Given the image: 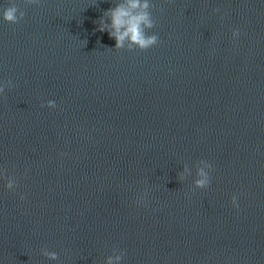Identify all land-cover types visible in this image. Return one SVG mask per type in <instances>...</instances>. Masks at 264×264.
<instances>
[{"label": "water", "instance_id": "1", "mask_svg": "<svg viewBox=\"0 0 264 264\" xmlns=\"http://www.w3.org/2000/svg\"><path fill=\"white\" fill-rule=\"evenodd\" d=\"M6 2L0 264H264V0H151L143 52L96 30L114 0Z\"/></svg>", "mask_w": 264, "mask_h": 264}, {"label": "clouds", "instance_id": "2", "mask_svg": "<svg viewBox=\"0 0 264 264\" xmlns=\"http://www.w3.org/2000/svg\"><path fill=\"white\" fill-rule=\"evenodd\" d=\"M23 3L26 5H35L39 3V0H23ZM113 4L114 6L104 11L102 16L95 22L98 25L97 31L107 32L109 38L115 40V47L108 49H114L116 51L126 50L129 52L138 50L143 52L157 46L159 43L158 35L151 31L157 25V21L152 14L154 4L151 0H114ZM24 16L25 12L20 10L15 0H7L2 10V19L5 23L17 24ZM238 35V31L234 30L232 32L233 37ZM12 87L14 85L10 80L0 83V93H3L5 88ZM44 106L55 108L56 105L53 101H49ZM195 168L196 179L193 182V188H208L211 180V165L204 160H200L196 163ZM6 171V169L0 170V177H4ZM190 174L191 169L188 165H185L184 171L178 174V179L182 181ZM4 187L9 191L14 190L17 187L15 179L7 177V182ZM145 196L146 192L142 193L137 203H142ZM21 199H23V196H21ZM231 203L233 207L238 206L235 195L232 196ZM41 255L51 261L58 259V255L55 252H50L46 248L41 250ZM123 256V251L117 252L114 249L113 255L107 257L104 264H120Z\"/></svg>", "mask_w": 264, "mask_h": 264}]
</instances>
